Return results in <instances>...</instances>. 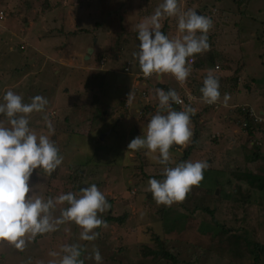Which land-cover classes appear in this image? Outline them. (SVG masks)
Here are the masks:
<instances>
[{
    "label": "rangeland",
    "instance_id": "374dc122",
    "mask_svg": "<svg viewBox=\"0 0 264 264\" xmlns=\"http://www.w3.org/2000/svg\"><path fill=\"white\" fill-rule=\"evenodd\" d=\"M162 3L163 0H0V103L4 102L3 96L9 90L21 95L25 103H30L36 95L45 97L49 102L45 112L31 114L29 127L38 134H48L44 120L47 114L55 129L50 139L63 157L62 164L51 176H46L42 169L34 170L30 187L45 200L48 191H53L57 197L66 188L79 195L82 188L72 187V169L69 167L83 165L80 179L83 188L96 184L110 205L99 214L100 217L129 214L123 225H107L104 231L110 241L105 243L98 239L81 240V229L74 222L59 225L56 231L43 235L39 241H28L22 251L2 242L0 264H49L50 260L62 257L63 245L74 244L81 246V254L84 250L90 253L84 256L86 264H96L94 259H89L94 247L102 255L101 264H173L151 253L143 254V248L149 245L154 250L161 249L155 235L162 234L165 221L177 225L185 221L184 204L192 207L201 204L216 208V212L213 215L197 209L194 214L201 227H211L205 233L204 246L189 245L174 238L169 242L179 251L176 264H239L231 263L228 257L221 258L216 251L206 250L208 244L218 243L224 237L217 232L219 224L223 223L247 228L254 239L264 243V206L242 205L238 201L229 203L220 198L218 187L215 192L219 201L215 203L193 194L188 195L183 203L173 204L164 214L160 212L163 205L155 201L148 203V207L145 202L152 194L147 190L148 181L164 179L162 171L165 166L154 159L158 152L128 150V144L137 136H146L147 123L155 113L144 118L141 115L143 105L138 104L139 109L132 107L125 113L127 117L118 121L114 114L109 116L103 108L108 106L104 101L106 98L117 108L121 107L116 113L122 111L124 108L116 103L129 99L131 91L139 90L148 92V100L157 103L160 88L142 84L133 87L135 73L140 70L133 53L138 52L140 43L136 25L153 15ZM179 3L182 11L192 9L212 18L213 27L209 34L232 60V68L242 67L237 87L232 89L230 83L221 86L218 108L207 106L202 98L199 101L201 91L196 93L198 99L192 108L200 115L196 117L198 112L195 111L191 117L193 136L189 145L195 147L186 161H205L208 166L212 163L216 167L214 174L220 173L219 167H223L235 179L245 177V172L254 174L252 179L258 184L262 177L257 174H264V155L248 158L254 155L250 149L252 141L264 143V122L254 124L255 131L250 136L242 127V114L236 108H252L264 119V113H260L264 110V0H179ZM46 6L50 10L42 14ZM161 24L169 38L182 35L178 31L177 18L165 17ZM82 28L85 33L80 30ZM97 38L113 42L115 49L119 43L117 51L121 56L105 53L103 64L94 59L95 55L88 60L87 55L92 53L89 48H94ZM66 43L67 48H56ZM88 44L92 46L85 49ZM76 51L85 53L71 58L77 66L86 63L90 67L74 69L68 64V58L73 54L68 57L67 53ZM62 53L65 60L58 57ZM54 57L58 60H53ZM190 68V75L197 73V69ZM221 71L222 75L231 73ZM107 80L111 86L120 82V89L112 88ZM203 80L199 76L195 85H190L188 78L181 85L171 74H163L162 82L172 86L179 95L196 91L195 87L203 86ZM152 82L156 84L157 77H153ZM225 93L230 96L227 106L224 104ZM173 109L180 110L175 105ZM0 121L7 125V118L3 115H0ZM184 149L170 148L172 162L169 167L177 165ZM260 152L264 154V145ZM205 170L212 173V170ZM66 207V203L57 205L53 216L59 217L60 209ZM52 251L60 255L52 257L49 255Z\"/></svg>",
    "mask_w": 264,
    "mask_h": 264
},
{
    "label": "clouds",
    "instance_id": "9594fccd",
    "mask_svg": "<svg viewBox=\"0 0 264 264\" xmlns=\"http://www.w3.org/2000/svg\"><path fill=\"white\" fill-rule=\"evenodd\" d=\"M165 17L177 18L181 36L169 38L161 31V21ZM212 27L211 18L192 9L182 11L179 0H163L153 15L136 25L140 43L139 51L133 55L143 76L171 74L184 85L191 73L189 58L210 50L208 36ZM200 91L205 103L216 104L221 97L219 79L209 72ZM157 97L159 103L155 115L147 123L146 136L131 140L128 150L147 149L151 153H159L154 159L165 166L162 171L164 179H150L147 190L158 205L171 207L183 203L193 186L200 185L208 164L197 160L168 166L172 162L170 148L173 145L187 148L191 143V117L196 110L191 106L181 111L174 110V103L183 106L184 101L173 89L167 92L159 89ZM229 99L225 93V106ZM3 101L0 103V115L7 118V125L0 121V243L6 242L22 251L26 243L37 235L54 232L66 222H74L81 229V240H96L100 233L95 230L107 227L99 214L110 207L96 184L82 188L79 195L67 192L47 200L36 195L29 185L34 170L42 169L46 176H51L63 162L58 147L50 139L55 129L47 114L44 120L48 134H38L29 127L31 114L45 112L48 100L36 95L30 103H25L21 95L9 90ZM65 203L68 207L61 208L60 216L54 217L57 205ZM61 252L62 257L50 260L49 264H84L80 259V245H63ZM49 255L57 257L60 254L52 251ZM89 259L101 264L103 258L98 248H93Z\"/></svg>",
    "mask_w": 264,
    "mask_h": 264
},
{
    "label": "trees",
    "instance_id": "16d2710c",
    "mask_svg": "<svg viewBox=\"0 0 264 264\" xmlns=\"http://www.w3.org/2000/svg\"><path fill=\"white\" fill-rule=\"evenodd\" d=\"M48 10H50V8L46 6L43 9L42 14H47ZM84 30L85 29H82L81 31H84ZM162 32L166 34V31L164 29L162 30ZM208 42L210 44V50L202 54H196L193 57L189 58V60L190 59L193 60V62H190V67L197 69L198 71L197 73L193 72L192 75L189 76L188 83L190 85H195L194 83L196 80L199 79V76L204 79L206 75L208 74V72L214 71L213 74L219 79L220 88L222 85L225 86V84L230 83V85L232 86V89H234V87H237L238 85V82L240 79L239 71H241L242 67L238 66L235 69L234 67L232 68V64H231L232 60L229 57H227L224 53V50L221 49V47L217 45V43L214 40V36L212 34H209ZM217 66H219L218 67L219 69H217ZM215 70L217 71L215 72ZM221 70H223V72L230 71L231 73L228 75H222ZM201 87L202 86L195 87L196 92H200L199 90L201 89ZM192 93H195V92L192 91ZM125 101L126 100L121 101L122 105H125L126 103ZM174 105L177 106L175 103L172 106ZM109 107L108 106L104 107V110L107 111V114L109 116L113 115L117 110L121 109V107L119 106H118L119 108H117V105L109 106ZM237 109H239L240 113L242 114V121L248 120V126H246L244 129H246L248 135L252 136L255 131L253 117H251L248 113L242 112L241 108H237ZM151 112H154V111L150 109L149 105H146L142 107L141 115H143V117L145 118ZM196 137H197V134H194V139H197ZM263 145L264 143L262 141L261 142L254 141L253 144L250 145V149L253 150L254 155L250 156L248 159L250 158L254 159L255 156L261 157L262 155H264L262 152H260V147ZM194 147L195 145H188L187 148L184 149L181 158L178 159V162L176 164H179L181 162H185L186 160H188L189 157L192 155ZM213 163H214V160H213ZM209 165L210 166H208L206 169H209L210 171L212 170V173H206V170H204V179L202 180V182L200 183L198 187L193 186L192 191L188 193V195L199 194L200 197L202 195L205 201L215 203L219 201L217 198L218 196L216 195V192H215V189L218 187L221 190L220 198L227 200V202L229 203L238 201L242 205L249 203L253 205L256 204L260 206V208L264 206V175L257 174L262 177L261 179L262 181L256 184L252 179V177H254V174H249L245 172V175H244L245 177H243L244 179L243 178L235 179L233 176H231V174L229 173V170H225L223 167H219V166L218 167H219L220 173L214 174L216 167L213 166L212 163H209ZM69 168L72 169L71 175H70L71 185L73 188H76L75 180L78 179L76 176L79 173L82 175L81 172L83 169V165H75V167L71 166ZM62 177L64 178V175H62ZM67 192L69 191L66 188L64 192L62 191V194H65ZM50 194L52 195V198L55 199L56 194H53V191L47 192V199L49 198ZM152 201H155V200L153 199V196L151 194L150 197L146 200L145 204L147 203L146 205L150 207L149 204ZM168 208L170 207L163 205V208L160 210V212L164 214ZM184 208L187 212L185 221H183L179 225L173 222L166 223L165 221L163 223L164 228H163L162 234L155 235L154 238L156 240V243H158L161 246V249L154 250L150 248L149 245H145L143 248V254L151 253L155 257H160L164 260L167 259L169 262L176 264L177 261L179 260L178 258L179 251L176 250V248L173 245H170L169 243L173 238L182 243L187 242L189 243V245H195V246L203 245L204 246L205 233L211 227L209 226L201 227L202 224H200V222L197 221L194 214L197 209H201V210L209 211L211 214L214 215V213L216 212V208L215 209L209 208L208 206L204 207L201 204L200 206H198L197 204L193 207L187 206L186 204H184ZM128 215H129L128 213H124L122 215L109 214V215L102 217V219L106 221L107 225H112V223H114V224H118L119 226H121L127 221ZM220 226H222L223 228L220 229ZM105 228L106 227H101V228L96 229V231L100 233L97 239L99 242H102V243H105L106 241L108 242L110 241V239H108V237L105 234V231H104ZM217 232L219 234L224 235V237L219 239L218 243L208 244L206 250L211 249L214 252L216 251L220 253V255H222L221 258L228 257L231 263L264 264L262 263V261H264V243L260 242L257 239H254L249 229L240 228V227L238 228L235 226H227L225 223H223V224H219ZM43 235L45 234L37 235L33 239V242L39 241ZM120 250H122V248H120ZM89 254L90 253H88L87 250H84L83 254H81L80 259L84 261V264L87 263V258L85 259L84 256H88Z\"/></svg>",
    "mask_w": 264,
    "mask_h": 264
},
{
    "label": "crops",
    "instance_id": "0c3cea01",
    "mask_svg": "<svg viewBox=\"0 0 264 264\" xmlns=\"http://www.w3.org/2000/svg\"><path fill=\"white\" fill-rule=\"evenodd\" d=\"M83 29V28H82ZM82 29H80V30H82ZM162 31V30H161ZM86 31H82V33H85ZM165 35H167V34H165ZM118 37V36H117ZM119 40V39H118ZM117 40V42H119ZM114 43H115V41H114ZM105 45H107L106 47H105ZM90 46H92V45H90V44H88V45H86V47H84L85 49L87 48V47H90ZM118 46H119V43L118 44H116V47H117V49H118ZM60 48L61 49V47L63 48V47H65V48H67L68 47V43H66V44H62L61 46H56V48ZM117 49H115V47L113 46V42H109L108 40H106V38L105 39H101L100 40V38H97L96 39V44L94 45V48H93V51H92V53H91V55H89V59L88 60H91L92 59V57H93V55H95V57H94V59L100 64V63H105V61H106V58H105V53H108V52H113V56H115V57H120L121 56V52H118L117 51ZM138 51H139V49H138ZM44 52H46L45 50H44ZM66 52V51H65ZM79 53L81 54V55H84L85 53L84 52H69V53H67V56L69 57V55H71V54H73L72 56H70V58H68V64L70 65V66H74V69L75 68H78V69H81V68H84V67H86V66H88V67H90L91 65H87L86 63H84V64H80L79 66H77V63L76 62H74L71 58H75V57H77V55H79ZM115 53V54H114ZM62 55H63V53L61 54V55H58V57H59V59L60 60H65V58H62ZM42 56V55H41ZM42 57H45V56H42ZM42 57H40L39 58V60H41L42 59ZM51 57H53V55L51 56ZM58 57H54V59L53 60H58ZM46 58V57H45ZM44 58V60H46ZM133 59H136V58H133ZM129 60V59H128ZM59 63V62H58ZM136 65H137V67L139 68V65H138V61H137V59H136ZM217 70H215V72H216ZM113 72H116V70H114ZM140 73H142L141 72V70H138V71H136V73H135V76H136V78H135V76H134V83H133V87H135V86H137V81H138V74H140ZM137 74V75H136ZM198 76V75H197ZM153 77H157V81L158 82H162V80H163V76L162 77H160V76H157V75H153L152 77H150V79L148 80V85L149 86H151V87H155V85L158 83H156L155 84V82L153 83L152 82V79H153ZM87 78H88V82H90V76L87 74ZM113 80L115 81L116 80V78L115 77H113ZM108 84H109V80H107L106 81ZM163 83V82H162ZM163 84H165V83H163ZM110 85V84H109ZM147 85V86H148ZM167 85V84H166ZM169 85V84H168ZM200 85V84H199ZM111 86V85H110ZM201 86V85H200ZM112 88H114V89H117V90H119L120 89V82H116V83H114L112 86H111ZM169 87L171 88L172 86H170L169 85ZM172 89V88H171ZM192 91V90H191ZM132 92V94H131V98L130 99H126V101L125 102H127V101H129V102H131V105L129 106V107H126V105H122V103H121V101H120V103H116V104H118V105H120V106H124L123 108H124V110H122V111H119V112H115L114 113V117H116V119L118 120V121H121V119L122 118H126L127 116H126V114L125 113H127L128 112V110L129 109H131L132 107H135V108H137V105L138 106H140V105H143V106H146V104H148V105H151V104H153V103H151V100L149 101L148 100V92H147V97H144V96H142L141 95V93H139V92H137V91H135V92H137L136 94H134L133 95V91H131ZM195 93H198V92H196V91H194ZM117 95V94H116ZM199 96H200V100L199 101H201L202 99V95L199 93L198 94ZM145 100V101H144ZM104 101L105 102H108V107L109 106H114L115 104H113V103H111V101H109L108 99H104ZM156 102L157 103H154L153 105H155L156 107L158 106V103H159V101H158V99L156 100ZM126 104V103H125ZM142 106V107H143ZM105 107V106H104ZM103 107V108H104ZM200 107H202V106H200ZM110 108V107H109ZM207 107L205 106V109H206ZM137 109H139V108H137ZM196 111L198 112V110L196 109ZM107 112V111H106ZM155 113V112H154ZM260 113H264V110H260ZM198 115H200V112H198L197 114H196V117H198ZM206 118H208L207 116H206ZM201 119H202V117H201ZM201 122H203L204 120L202 119V120H200ZM253 144V141L250 143V145H252ZM173 148V147H172ZM209 160V159H208ZM264 175V174H263Z\"/></svg>",
    "mask_w": 264,
    "mask_h": 264
},
{
    "label": "built area",
    "instance_id": "2783aa9c",
    "mask_svg": "<svg viewBox=\"0 0 264 264\" xmlns=\"http://www.w3.org/2000/svg\"><path fill=\"white\" fill-rule=\"evenodd\" d=\"M190 62H193V60L190 59ZM218 67L219 66H217V69H219ZM126 70H128V67H126ZM137 79H138L137 86L140 85V84H142V85H144L146 87L148 85V80L150 78H145L143 76V73H140V74H138V78ZM136 93L137 92L133 91V95L136 94ZM139 93H141V95L144 96V97L147 96V92L146 91L139 90ZM179 96L184 101L183 106L180 105V104H176L180 108L179 111L183 110V108H186L188 106H191L192 107L195 104V101L198 99L197 95L195 93H192V91H189L188 94H186V93H183L181 95L179 94ZM189 97H192V99L190 100ZM199 99H200V97H199ZM125 105H126V107H129L131 105V102L127 101ZM206 105L207 106H212L214 108H218L219 107V104L218 103L211 104V105L206 103ZM241 110H242V112L248 113L251 117H253L254 124L259 123V122H264V119L259 114H257L254 111V109H252V108L247 109L245 107H241ZM262 124H264V123H262ZM246 126H248V120L242 121V127L245 128ZM217 134H219V133H217ZM216 135H213V137H216Z\"/></svg>",
    "mask_w": 264,
    "mask_h": 264
},
{
    "label": "water",
    "instance_id": "95a60500",
    "mask_svg": "<svg viewBox=\"0 0 264 264\" xmlns=\"http://www.w3.org/2000/svg\"><path fill=\"white\" fill-rule=\"evenodd\" d=\"M199 14V12H197ZM93 51V48H89V52H92ZM87 57L89 58V55H87ZM156 88H160V89H163L165 92H167L169 89H171L169 87V85H166V84H163L162 82H158L156 85H155ZM150 109L152 111L155 112V109H156V106L155 105H149ZM174 148L176 149H180L182 150L183 148H179L177 147L176 145H173ZM217 192H218V189H217Z\"/></svg>",
    "mask_w": 264,
    "mask_h": 264
},
{
    "label": "flooded vegetation",
    "instance_id": "af4514ba",
    "mask_svg": "<svg viewBox=\"0 0 264 264\" xmlns=\"http://www.w3.org/2000/svg\"><path fill=\"white\" fill-rule=\"evenodd\" d=\"M78 179H76L75 180V186H76V188L77 189H81V188H83V186H82V182H80V179L83 177V175H81L80 173L79 174H77V176H76ZM88 186V185H87ZM86 186V187H87ZM78 194V193H77Z\"/></svg>",
    "mask_w": 264,
    "mask_h": 264
}]
</instances>
